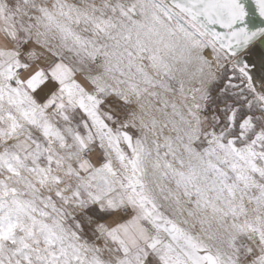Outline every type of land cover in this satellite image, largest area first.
<instances>
[{
	"label": "snow or ice",
	"instance_id": "6c2138e0",
	"mask_svg": "<svg viewBox=\"0 0 264 264\" xmlns=\"http://www.w3.org/2000/svg\"><path fill=\"white\" fill-rule=\"evenodd\" d=\"M0 264H264V0H0Z\"/></svg>",
	"mask_w": 264,
	"mask_h": 264
}]
</instances>
